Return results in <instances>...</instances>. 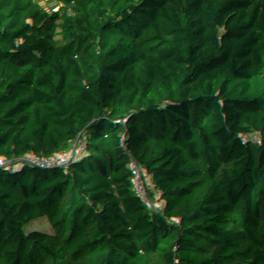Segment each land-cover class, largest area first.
<instances>
[{
  "label": "trees",
  "instance_id": "1",
  "mask_svg": "<svg viewBox=\"0 0 264 264\" xmlns=\"http://www.w3.org/2000/svg\"><path fill=\"white\" fill-rule=\"evenodd\" d=\"M227 1L0 0V264H264V28Z\"/></svg>",
  "mask_w": 264,
  "mask_h": 264
},
{
  "label": "rangeland",
  "instance_id": "2",
  "mask_svg": "<svg viewBox=\"0 0 264 264\" xmlns=\"http://www.w3.org/2000/svg\"><path fill=\"white\" fill-rule=\"evenodd\" d=\"M243 24L245 26H253L256 29L264 28V3L258 1L254 4H243L239 0L227 1L222 3L216 9L215 29L228 28L233 25ZM258 93V92H257ZM256 93V94H257ZM113 93H109L106 97V114L113 110ZM258 94L257 96H259ZM7 128L0 131L1 136H4Z\"/></svg>",
  "mask_w": 264,
  "mask_h": 264
}]
</instances>
